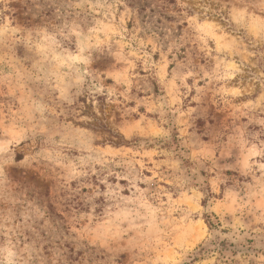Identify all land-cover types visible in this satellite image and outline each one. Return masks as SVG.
I'll return each mask as SVG.
<instances>
[{
  "label": "rangeland",
  "instance_id": "374dc122",
  "mask_svg": "<svg viewBox=\"0 0 264 264\" xmlns=\"http://www.w3.org/2000/svg\"><path fill=\"white\" fill-rule=\"evenodd\" d=\"M0 264H264V0H0Z\"/></svg>",
  "mask_w": 264,
  "mask_h": 264
}]
</instances>
